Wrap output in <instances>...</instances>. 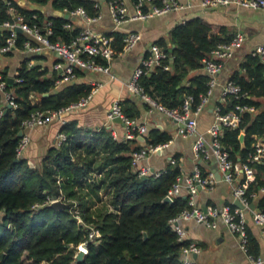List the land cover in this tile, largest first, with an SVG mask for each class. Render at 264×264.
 Instances as JSON below:
<instances>
[{
  "label": "trees",
  "instance_id": "trees-1",
  "mask_svg": "<svg viewBox=\"0 0 264 264\" xmlns=\"http://www.w3.org/2000/svg\"><path fill=\"white\" fill-rule=\"evenodd\" d=\"M6 1L0 0V22L11 20L12 14H20L43 30L42 23L47 20L51 27L48 40L68 41L80 27L77 18L68 14L70 11L80 6L86 15L93 16L102 2L119 0H101V3L99 0H28L40 6L48 4L52 11H62L58 15L20 6L14 0H8V6ZM135 1L127 2L132 6ZM63 10L68 14L65 17ZM64 23L70 26L64 27ZM126 31L121 25L105 33L112 37L116 52L121 51ZM232 35L225 27H215L200 16L176 22L168 30L167 39L158 37L152 42L162 49L166 58L140 74L137 84L150 100L167 109L179 107L185 95L191 96V108H194L207 89L208 76L200 71L201 59ZM7 36L8 31L0 27V46ZM25 39L24 33L16 31L14 48H20ZM11 53L7 51L4 55ZM147 53L146 49L144 55ZM43 58L40 54H25L15 70L17 80L5 82L4 86L13 93L16 106L4 107L0 114V264H71L76 245L81 242L86 251L76 264H184L181 247L193 240L185 235L177 240L169 219L189 207L190 196L180 191L171 201L163 200L181 175L178 154L167 157L162 168L153 169L144 177L131 164L133 151L169 142L170 131L149 127L142 134L143 140L138 136L122 140L114 138L105 124L91 128L78 124L76 119H68L58 128L64 139L48 146L38 164L23 156L14 161L17 133L31 112L64 108L85 98L93 87L76 80L88 71L80 68L74 69V79L55 87L60 76L54 72L47 75L48 69L38 63ZM30 59L36 62L29 65ZM100 60L105 63L104 59ZM165 63L169 66L166 69ZM1 75L5 80L4 73ZM229 80L243 95L238 98L225 95L217 103L219 112L224 113L235 104L251 109L239 113L235 126L222 125L217 141L232 163H245L253 170L244 196L264 213V191L259 195V190H264V153L260 160L248 159L257 138L264 143V62L256 53H245L239 70ZM42 93L47 95L41 96ZM131 95L134 97L117 100L124 116L137 120L141 110L155 109L139 95ZM201 169V176H206ZM240 176L243 180L244 175ZM58 196L64 202L61 209L47 206L50 199ZM187 221L193 220L184 221L183 228ZM91 229L94 233L88 237ZM246 230L247 252L257 255L256 242L250 239L247 225Z\"/></svg>",
  "mask_w": 264,
  "mask_h": 264
},
{
  "label": "built area",
  "instance_id": "built-area-1",
  "mask_svg": "<svg viewBox=\"0 0 264 264\" xmlns=\"http://www.w3.org/2000/svg\"><path fill=\"white\" fill-rule=\"evenodd\" d=\"M157 1L158 3L153 2V0H136L131 6L132 12L128 11L123 0L108 3L107 8L112 30H115L127 21H143L149 17L159 16L167 12L180 11L187 8L206 9L234 4L245 9L264 10V0H186L184 3L178 0ZM6 3L9 6L8 0ZM9 11L12 13L11 6L9 7ZM63 12V15H65L64 10ZM60 13H62V11ZM68 14L78 18V22L80 23L79 29L68 41L61 39L49 41L47 35L51 33V27L50 22L47 20L43 21V30H40L35 22L28 23L20 14H12L11 20L0 22V27L5 28L8 31V36L0 46V53L4 54L7 51L16 49L14 48V42L16 28H18L20 32L24 33L26 36V39L23 41L20 48L27 55L40 54L47 55L50 58L53 57L50 61V71H48V73L50 74V72H54L60 76L55 82L62 83L66 80L74 79L75 68L88 71L107 72L109 62L117 53L130 50L140 40V34L138 31L128 30L123 36L121 51L116 52L111 44L112 37L103 32H98L92 27V24L96 23L100 17L99 12L93 16H89L86 15L84 9L79 6ZM63 26L68 28L70 24L64 23ZM242 41L243 34L235 32L227 41L217 43L201 59V69L208 76L207 89L205 93L201 95L200 101L194 108H191V96L185 95L179 107L167 109L150 100L137 84V79L140 74L150 70L154 65H159L161 61L166 58V54L157 44L154 43H151L147 47V55L141 56L138 63L134 66L129 81L127 82V89L129 92L139 95L144 101H147L168 118L174 120L176 122L175 132L178 135L186 137L193 134L195 138L191 144V151L194 157L198 159H208L212 157L220 178L228 183L230 187L231 202L224 203L220 206L205 204L200 207L194 204L192 197L196 193L198 187H206L213 182L214 176L212 172L206 174V176H201L199 168L193 167L190 174L178 176L165 194V196L169 197L171 200L173 195L180 193L182 187H184L185 193L190 196L188 200L189 207L182 209L179 213L169 219V222L176 232L177 240H182L185 235L182 223L186 220H193L210 228H215L217 222L221 221L225 229L235 237L237 246L244 254L247 263L264 264V251L262 254L252 255L247 252L246 245L248 239L246 230L247 215H249L251 222L260 228L264 240V213L255 208L250 209L248 206L249 203L244 196L246 182L252 179L253 170L245 163L240 164V168L238 169L235 163H232L228 159L227 152L219 146L217 141V136L222 125L235 126L239 120V113L243 110H250L251 108L235 104L233 108L224 113H220L219 108L216 105L213 109L214 120L206 129V132H204L205 134L196 133L195 131L196 115L201 109H203L209 98L212 87L217 82V74L221 69L223 60L230 57L233 51L241 45ZM251 53H256L260 60L264 62V43L257 44L251 50ZM100 58L104 59L105 63H103ZM28 64L30 65V62H28ZM168 67V64H163V68L166 69ZM13 80L15 81L17 79L14 77L12 78V81ZM5 82L6 81L3 80L0 75V90L3 93V100L0 103V114L4 107L12 108L16 106L13 93L10 90L7 91L4 89ZM227 94L233 95L235 98L243 95V93L240 92L239 87L229 79L225 80L221 85V100H223L224 96ZM88 96L89 94L85 98L56 111L35 110L21 122V126L22 128L31 127L36 124H44L54 117L60 118L61 114L70 107L83 105ZM116 116L120 117L124 126V132L122 135L123 139L134 138L135 136L139 137L146 132L145 125L139 123L136 119L124 116L119 110L117 101H113L106 112V118L107 120L112 121V118ZM63 122L64 120L62 123ZM63 139L64 134L59 132L57 134L56 144ZM27 143L28 136L24 133L21 134L15 147V157L22 155ZM166 144L167 143L149 147L144 146L131 153V164L134 167V170L137 171L138 175L146 176L153 171V169L143 161L150 153L164 147ZM253 147V152L248 155V159L250 161L260 160L264 153V143L259 138L253 143ZM169 160L170 162H173L172 159ZM157 172L158 171H156L155 174H157ZM240 174L244 175L243 180H240L242 179ZM57 198H60V196ZM234 200L241 203L242 207L234 205ZM73 211L77 220H80L76 208H74ZM93 233L94 232L91 229L88 237H92ZM78 249H82L83 254L85 253L86 249L84 242L76 245L75 252ZM180 252L184 264L191 262L194 263L191 256L198 254L200 248L196 242L189 241L181 247Z\"/></svg>",
  "mask_w": 264,
  "mask_h": 264
},
{
  "label": "crops",
  "instance_id": "crops-1",
  "mask_svg": "<svg viewBox=\"0 0 264 264\" xmlns=\"http://www.w3.org/2000/svg\"><path fill=\"white\" fill-rule=\"evenodd\" d=\"M14 1H16L18 5L29 9H40L47 15L61 14L59 11H52L48 4L40 6L35 3L29 5V3L32 2L28 0ZM99 1L101 3V0ZM123 1L128 11L132 12V7L127 2L128 0ZM178 1L184 3L186 0ZM99 14L100 17L98 21L93 23L92 27L98 32L107 33L112 31L107 4L103 2L100 4ZM194 16L204 18L215 27L223 26L226 28L227 32L231 34L235 32L243 34L241 45L233 51L230 57L223 60L221 69L217 74V82L212 87L209 98L203 109L196 115L195 131L196 133L205 134L204 132H206V129L214 120V107L217 103L223 101L220 96L221 85L225 80L229 79L234 71L239 70V63L245 53L251 52L257 44L264 43V10H250L234 4H229L206 9L187 8L149 17L143 21H127L123 24V28L125 30L138 31L140 40L130 50L117 53L109 62L107 72L84 71L82 77H77V81L83 80L93 85L83 105L70 107L61 114L60 118H51L44 124H36L31 127L21 128V134L24 133L28 136L27 145L30 142V145H26L27 147L24 149V153H22L23 155L21 156L26 158L29 162H39L45 149L52 144H56L57 134L59 133L58 128L63 120L65 122L68 119H76L78 124L91 128L105 124L108 129H110L114 138L123 140V123L109 121L106 118V112L111 103L126 96L134 97L127 89V82L129 81L134 66L138 63L140 57L144 55L147 47L158 37L167 39L168 30L176 22ZM78 24L80 23L78 22ZM166 42L171 47L173 46L168 43V41ZM25 54L26 53L21 48L12 50L11 55L0 53V75L4 73L6 82L8 77L14 78L15 70ZM43 57V60H39L38 63H41L43 67H46L48 71H50V61L53 57L50 58L47 55H43ZM28 62H30V65H33L36 60L32 59L28 60ZM200 71L202 70L200 69ZM48 74L49 73H47V75ZM11 82L12 80H9L7 83ZM61 84L62 83L55 82L56 87ZM2 100L3 93L0 90V103ZM35 100L38 99L35 98ZM137 121L145 125L146 128L157 127L166 129L170 131L172 135L171 140H169L164 147L150 153L143 161L152 169L158 170L162 168L167 157L172 154H178L179 156L180 176L190 174L193 167L202 168L201 170L206 174L211 173V170L216 167L212 157L208 159H198L194 157L191 151V144L195 136L193 134L186 137L178 135L175 132L176 122L167 118L162 112L150 108L148 110H141L140 117ZM258 139L259 137L257 140ZM235 165L238 169L240 168L239 162H235ZM181 191L185 192V188L182 187ZM263 191V189L259 190V195ZM230 194L228 183L219 177L217 180L213 178V182L206 187H198L192 200L197 206H203L208 203L220 206L224 203L231 202ZM246 218L250 239L256 242L255 245L258 254H262L264 251V240L261 230L251 222L249 215H247ZM184 229L185 236L195 241L200 247V252L191 256L195 264H248L244 254L237 246L235 237L225 229L221 221L217 222L216 228H207L194 221H187L184 223Z\"/></svg>",
  "mask_w": 264,
  "mask_h": 264
},
{
  "label": "water",
  "instance_id": "water-1",
  "mask_svg": "<svg viewBox=\"0 0 264 264\" xmlns=\"http://www.w3.org/2000/svg\"><path fill=\"white\" fill-rule=\"evenodd\" d=\"M65 16H67V14H65L64 17H65ZM16 31L19 32L20 30H19L18 28H16ZM9 80H12V78H11V77H8V78H7V82H9ZM45 95H47V93H42V94H41V96H45ZM112 121H113V122H117V123H121V119H120V117H118V116L113 117V118H112ZM17 135H18V136L21 135V130L18 131ZM138 138H139V140H143V137H142V136H139ZM241 138H242V135H239V139H241ZM158 150H159V149H158ZM16 160H17V157L14 158V161H16ZM211 172H212V174H213L215 180L219 179L220 176H219V174H218V172H217L216 167H214V169L211 170ZM143 177H144V176H143ZM163 200H164V201H171V200L169 199V197H167V196H164ZM233 204L236 205V206H238V207H242L241 203H239V202L236 201V200L233 201ZM63 205H64V202H63L60 198H55V199H53V200H50V201L47 203V206H49V207H51V208H54V209H61V208L63 207ZM248 206H249L250 209H254V208H255V204H254L253 202L250 203ZM83 255H84V254H83V250H82V249H78V250L75 252V254L73 255V260L71 261V264H76L77 262H79V261L82 259ZM193 256H194V255H193Z\"/></svg>",
  "mask_w": 264,
  "mask_h": 264
},
{
  "label": "rangeland",
  "instance_id": "rangeland-1",
  "mask_svg": "<svg viewBox=\"0 0 264 264\" xmlns=\"http://www.w3.org/2000/svg\"><path fill=\"white\" fill-rule=\"evenodd\" d=\"M29 5H33V3H29ZM58 86H60V85H57V87H58ZM55 87H56V86H55ZM35 98H36V97H35ZM35 98L33 97L32 99H33V100H35ZM36 99H37V98H36ZM28 145H30V142H29V144H28ZM28 145H27V146H28ZM27 146H26V147H27ZM26 147H25V149H26ZM23 153H24V152H23ZM22 155H23V154H22ZM35 164H38V162H37V163H35ZM103 198H104V197H103Z\"/></svg>",
  "mask_w": 264,
  "mask_h": 264
}]
</instances>
